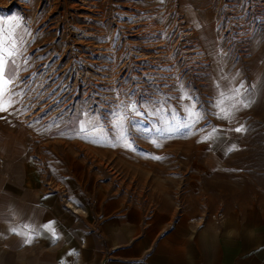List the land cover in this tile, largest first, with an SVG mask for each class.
<instances>
[{"label":"rangeland","instance_id":"1","mask_svg":"<svg viewBox=\"0 0 264 264\" xmlns=\"http://www.w3.org/2000/svg\"><path fill=\"white\" fill-rule=\"evenodd\" d=\"M0 23L16 40L0 134L200 226L264 193V0H0Z\"/></svg>","mask_w":264,"mask_h":264},{"label":"crops","instance_id":"2","mask_svg":"<svg viewBox=\"0 0 264 264\" xmlns=\"http://www.w3.org/2000/svg\"><path fill=\"white\" fill-rule=\"evenodd\" d=\"M23 139L0 134V254L16 256L3 264H264L263 192L200 226L126 204L70 151L29 152Z\"/></svg>","mask_w":264,"mask_h":264},{"label":"snow or ice","instance_id":"3","mask_svg":"<svg viewBox=\"0 0 264 264\" xmlns=\"http://www.w3.org/2000/svg\"><path fill=\"white\" fill-rule=\"evenodd\" d=\"M15 49H16V40L14 36V28L7 27L3 23H0V111H6L8 107L11 106V94L9 93V85H11L12 80L10 79L11 71L8 69V65L15 64L14 60H11L10 58L15 56ZM243 88V85L240 86V88H237L234 90V96L230 99L234 100L235 103L232 105L233 108H235L237 105L247 108L250 106L249 103H245L243 99H240L241 96V89ZM188 99H191V97H187ZM223 100L220 101V104L218 107L220 108V111L218 115L221 116V118L227 119L231 115V109H225L223 106ZM132 111H136L135 106H132ZM189 115L194 117L193 123L198 122L200 119L199 113L189 110ZM124 117H120L119 120L122 121ZM119 122V121H118ZM218 130L213 128L212 133H210L207 136H204L203 140L211 139L212 136L217 132ZM236 132H243L245 131V128L243 125L240 127L234 129ZM127 147H131L130 144L125 142ZM236 146L233 145L231 148L228 149V151L235 150ZM155 159H160V157H154ZM25 229L29 228L28 225L24 226ZM43 228L48 230L52 233L53 237H56L55 230L53 228V222H49L43 225ZM10 231L18 234V235H27L26 242H31V235L20 231L17 232L16 228H11Z\"/></svg>","mask_w":264,"mask_h":264}]
</instances>
